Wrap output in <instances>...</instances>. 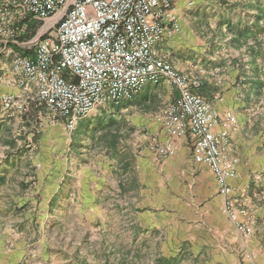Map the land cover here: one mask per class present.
I'll return each mask as SVG.
<instances>
[{
	"label": "rangeland",
	"instance_id": "374dc122",
	"mask_svg": "<svg viewBox=\"0 0 264 264\" xmlns=\"http://www.w3.org/2000/svg\"><path fill=\"white\" fill-rule=\"evenodd\" d=\"M193 4L208 78L250 115L254 146L233 199L252 233L238 234L187 147L155 161L162 111L177 97L164 98L162 85L96 107L73 128L33 102L25 114L5 110L0 98L12 118L0 117V264H264V0Z\"/></svg>",
	"mask_w": 264,
	"mask_h": 264
},
{
	"label": "built area",
	"instance_id": "2783aa9c",
	"mask_svg": "<svg viewBox=\"0 0 264 264\" xmlns=\"http://www.w3.org/2000/svg\"><path fill=\"white\" fill-rule=\"evenodd\" d=\"M172 0H13L0 7V44L18 37L15 15L40 20L57 15L36 43L34 57L14 52L11 67L35 84L31 99L1 97L5 110L28 112L31 101L52 118L73 128L93 109L128 101L147 82L165 79L178 95L162 111V157L175 154V139L190 135L192 159L211 172L222 210L241 237L252 233L244 208L235 206L233 162L227 151V130L235 116L222 117L194 91L198 80L181 73L159 56L155 45L172 29L177 17ZM30 100V101H29ZM221 124L222 130H215Z\"/></svg>",
	"mask_w": 264,
	"mask_h": 264
},
{
	"label": "crops",
	"instance_id": "0c3cea01",
	"mask_svg": "<svg viewBox=\"0 0 264 264\" xmlns=\"http://www.w3.org/2000/svg\"><path fill=\"white\" fill-rule=\"evenodd\" d=\"M193 1L196 0H172V12L177 17V28L172 29L167 35H165L155 45V50L159 56L163 57L164 60L169 62L181 73L196 76L199 86L195 87L194 91L204 97L209 102L212 109L219 113L220 117H222L226 112H230L235 116L236 125L234 128L226 129L228 135L227 153L233 162V175L229 178L228 182L233 187L240 189V185L243 183L242 172H245L247 167V165L244 167V163H246L248 159L247 157L251 154L250 149L254 146L252 145V140H250L251 137L248 134L251 132L250 115L242 109L237 110L236 106L240 105L243 107L245 106L244 103H230L229 91H225L224 88L222 89L217 85L216 81L213 82L210 78H208V74L211 73L213 68L209 62H205V59L210 57L207 54L203 55L202 52L205 51V47L202 43L204 42L196 36L195 26L197 18L192 15V13L197 7L193 4ZM253 1L254 0H252V2ZM15 17H17L15 25L18 27L17 40L15 42L3 41L0 47V98L4 94H13L23 99H31L36 92V86L32 82L24 80L19 73L12 69L11 59L14 52H20L30 57H34L37 41L44 31L54 23L57 15L46 20H40L29 15L23 19L17 15H15ZM41 21L43 22L41 27L46 26V28L39 31V24H41ZM34 30L36 33L34 37L32 36L33 38H31L29 35ZM29 38H31V40H29ZM161 85L164 89H166L163 91L165 93L164 98L174 100L178 93L175 90L170 89L165 79H161L157 83H145L134 96H136L145 86L150 88L155 87L157 90ZM4 116L5 115L0 108V117L3 118L1 120H8ZM11 119L8 121H11ZM222 129L224 128L221 124H218L215 128V130ZM159 133L158 138L161 143L164 139V133L161 125ZM191 142L192 139L189 134L175 139V144L179 143V145L182 144L187 147L188 152L190 153V160L192 163H195L191 155ZM231 147L233 150H231ZM154 156L157 157L156 160L154 159L155 161L158 162L160 160L164 163L174 155L162 157L156 150L154 151ZM234 157H237L239 164L238 160Z\"/></svg>",
	"mask_w": 264,
	"mask_h": 264
},
{
	"label": "trees",
	"instance_id": "16d2710c",
	"mask_svg": "<svg viewBox=\"0 0 264 264\" xmlns=\"http://www.w3.org/2000/svg\"><path fill=\"white\" fill-rule=\"evenodd\" d=\"M175 258L171 257V258H161L160 261L162 264H164L165 262L171 264V261H173Z\"/></svg>",
	"mask_w": 264,
	"mask_h": 264
}]
</instances>
